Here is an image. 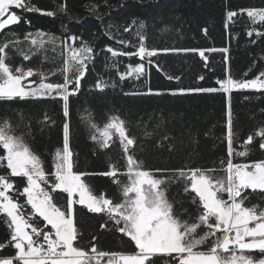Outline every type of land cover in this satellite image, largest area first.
Returning a JSON list of instances; mask_svg holds the SVG:
<instances>
[{
  "label": "snow or ice",
  "instance_id": "6c2138e0",
  "mask_svg": "<svg viewBox=\"0 0 264 264\" xmlns=\"http://www.w3.org/2000/svg\"><path fill=\"white\" fill-rule=\"evenodd\" d=\"M58 7L59 11H66V4ZM24 12L56 15L54 11L36 7L30 0H0V33H4L0 38V101L28 98L59 101L67 118L69 99L79 93L96 50L80 36L59 37L42 29L28 31L21 39L10 30L22 22L31 25L30 20L19 14ZM238 15L249 18L248 37H264V7L229 10L226 18L232 22ZM133 27L138 43L121 36L116 39L121 48L104 49L110 54V67L117 70L121 81L146 78L155 64L153 58L161 52H196L205 61L206 51L228 52V48H150L145 44L144 22L137 24L132 20L123 32L132 33ZM129 46L135 50L125 51ZM50 47L54 52L60 51L59 66L44 70L42 66L25 63L41 54L47 60ZM12 54H18L21 63H12ZM118 57H137L139 62L119 71ZM156 67L159 69L158 64ZM216 84L218 87L177 88L170 92L173 95L223 92L229 98L233 91L264 92V70L251 79H235L228 74L217 79ZM109 86L116 87V82L110 84L98 78L95 84L100 91ZM144 94L162 93L149 87ZM44 119L54 123L46 114ZM26 135L30 133L18 134L9 120L0 121V168L4 169L0 174V218L9 229L7 241L0 242V252L8 246L14 250L13 255L0 256V264H264V204L247 203L252 193H259L264 199V159L251 162L244 159L257 138V147L264 151V126L248 134L234 148L238 133L233 130L230 103L226 159L212 168L145 169L136 157L137 138L130 135L126 120L119 115L110 116L103 127L90 125V139L99 149L110 148L115 137L122 153L123 165L110 162L108 170L102 173L74 170L67 120L63 124L62 147L55 150L50 170L31 150ZM90 175L109 177L117 186L119 199L107 192H94L85 181ZM173 183L182 184L183 193L196 206L194 214L183 207V202L169 198L168 189ZM77 206L101 215L104 222L100 229L114 230L127 238L132 251L102 250L94 235L87 244L80 243L83 236L77 226Z\"/></svg>",
  "mask_w": 264,
  "mask_h": 264
},
{
  "label": "trees",
  "instance_id": "16d2710c",
  "mask_svg": "<svg viewBox=\"0 0 264 264\" xmlns=\"http://www.w3.org/2000/svg\"><path fill=\"white\" fill-rule=\"evenodd\" d=\"M45 11H54V17L39 13H19L31 25L21 23L12 26V32L21 39L28 31L42 29L56 36L77 35L88 41L96 50L95 59L78 94L69 99V116L65 118L62 103L51 99L28 98L24 100L0 101V121L7 119L18 134L30 133L25 139L31 150L41 157L46 169L52 166V156L62 147L63 124H69L70 147L75 168L82 172L102 173L109 163L123 165L118 140L114 137L110 148L101 150L90 139L92 123L103 127L112 115L126 120L130 135L137 138L136 157L145 169H178L184 167H218L226 159V124L229 103L233 119L234 148L247 135L264 126V92L256 90L171 94L177 88L218 87L217 79L230 74L235 79H251L264 70V37H248L249 18L238 15L229 22L226 13L248 7H264V0H30ZM66 4V11L59 7ZM144 22L145 44L156 49H204L228 48L227 53L206 51L207 61L196 52H161L154 57L155 64L146 78L119 80L117 70L111 68L107 46L119 49L116 39L123 36L138 43L135 27L132 33L123 32L131 21ZM206 30V32H205ZM6 32L9 30H5ZM106 33H111L108 35ZM4 33H0V38ZM252 40H256L252 43ZM25 47V45H21ZM125 51H134L129 46ZM43 54L33 56L25 62L31 66H42L44 70L59 66L62 61L59 49L51 47ZM119 71L128 64L139 62L137 57H118ZM11 62L21 63L18 54H12ZM156 64L159 65L157 69ZM107 65V66H106ZM251 68V71L249 69ZM247 73L245 76L244 74ZM178 77L169 80L167 77ZM204 79L200 80L199 77ZM98 78L116 82V87L103 91L95 88ZM56 79V78H53ZM162 94H144L148 88ZM45 114L52 122H45ZM147 133V134H146ZM165 137H167L165 139ZM256 143L246 161L264 159V151ZM2 154V153H0ZM234 162H237L234 160ZM4 172L0 168V174ZM19 181V178H15ZM122 181L126 177L121 176ZM85 181L94 192H107L119 199L117 186L109 177L90 175ZM168 196L195 213L181 183L169 186ZM249 204H264L259 193L249 196ZM180 208V203L176 204ZM104 218L90 214L77 206V226L81 229L82 244L96 237L98 248L106 251L131 252L127 238L114 230H101ZM9 238V229L0 218V242ZM11 246L5 247L0 256L13 255Z\"/></svg>",
  "mask_w": 264,
  "mask_h": 264
}]
</instances>
